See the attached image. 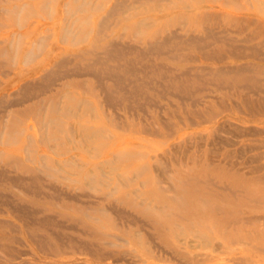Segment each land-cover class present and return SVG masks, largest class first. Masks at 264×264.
<instances>
[{
  "label": "rangeland",
  "instance_id": "1",
  "mask_svg": "<svg viewBox=\"0 0 264 264\" xmlns=\"http://www.w3.org/2000/svg\"><path fill=\"white\" fill-rule=\"evenodd\" d=\"M113 1L0 0V213H9L0 222V264H44L42 256L61 257L62 264H264V114L255 102H264V74L235 80L208 72L214 62H234L241 51L255 56L237 62L264 65V47L251 53L254 41L242 40L253 29L251 21L264 19V4L126 0L111 14ZM193 3L196 8L189 9ZM209 12L213 25L196 22L192 28L196 34L223 29L218 41L206 37L198 48L180 42L167 53L140 54L133 47L141 45V30ZM106 37L128 44L123 56H100L92 65L97 73L120 66L111 75L121 87L112 106L100 102L97 78L73 61L61 69L76 66L68 77L74 85L59 88L65 77L55 73L51 81H30L21 98L25 70L48 48L58 46L73 58ZM95 58L86 54L82 63ZM104 75L99 82L112 84ZM257 81V93L242 92L254 105L241 106L235 84ZM24 97L30 100L18 101ZM30 173L40 178L27 180ZM55 231L62 248L50 252L53 240L45 235Z\"/></svg>",
  "mask_w": 264,
  "mask_h": 264
},
{
  "label": "bare ground",
  "instance_id": "2",
  "mask_svg": "<svg viewBox=\"0 0 264 264\" xmlns=\"http://www.w3.org/2000/svg\"><path fill=\"white\" fill-rule=\"evenodd\" d=\"M82 1V0H81ZM200 2H199V5H201V6H210V1L211 0H199ZM238 2L239 4H244V0H223V1H221V3L222 2ZM256 1V0H255ZM88 2V1H87ZM133 2V1H132ZM135 2V1H134ZM198 2V1H197ZM113 3L114 4H111V7H109V12H111V14L114 12V11H116L117 10V8H119V7H122V6H125L126 4H127V2H126V0H114L113 1ZM254 3H257L258 5H261V4H264V0H261V1H256V2H254ZM65 4V3H64ZM133 5V4H132ZM196 4H189L188 5V7H189V9H193V8H196V6H195ZM215 5H217V4H215ZM225 5V4H224ZM223 5V6H224ZM254 5H256V4H254ZM97 6V5H96ZM245 6H246V4H245ZM13 7V6H12ZM128 9H129V5L128 6H126ZM219 7V6H218ZM78 8V7H77ZM227 8V7H226ZM263 9H264V6L262 7ZM213 9H215V8H213ZM217 9V8H216ZM4 10V9H3ZM220 10V9H219ZM222 10V9H221ZM5 11V10H4ZM3 11V12H4ZM65 11V10H64ZM126 11V10H125ZM217 11H218V9H217ZM264 11V10H263ZM108 12V11H107ZM214 12L216 13V11L214 10ZM214 12H209L208 14H206V15H204L203 17H201V18H192V17H186V16H183V17H181V15H179V16H175V20L173 21V22H171V23H168V24H165V25H162L161 27H159V28H151V29H146V30H141V33H142V35L140 36V38H138L137 40H138V43H141V45L139 44V45H135L134 44V46L133 47H135L136 49H137V51H139L140 52V54L141 53H144V51H158V53H167L169 50H170V46L172 47L173 45L172 44H178V43H180V42H186V43H190L193 47H199V46H201L200 45V43H199V41L200 40H203V39H205L206 37L207 38H210V39H213L214 41L215 40H220L221 39V37H225L224 35H221V33H220V31L222 30L223 31V29H220V31H214V28H206L207 29V31L206 32H203V33H195V28H192V25H194V23H196V22H198L199 24L201 23V22H203V24H205V23H208L209 25H213L214 24V22H215V20H213V14H214ZM18 14V13H17ZM110 14V13H109ZM108 14V15H109ZM115 14V13H114ZM259 14H260V12H259ZM258 14V15H259ZM101 16V15H100ZM106 16H107V14H106ZM105 16V17H106ZM256 16V15H255ZM104 17V16H103ZM109 17V16H108ZM186 18V19H185ZM85 19V18H84ZM102 19H104V18H102ZM253 19V18H252ZM101 19H99V21H100ZM105 20H107V19H105ZM250 20V19H249ZM82 21H84V20H82ZM81 21V22H82ZM103 21V20H102ZM102 21L101 22H99V23H102ZM143 21V20H142ZM142 21H140V22H142ZM104 22V21H103ZM220 22V21H219ZM252 22V24H253V29L252 30H249L244 36H243V38H242V40H248V41H254L253 42V44L249 47L248 46V49L250 50V52L251 53H255L256 51L257 52H259L260 53V51H262V50H260L261 48H263L264 47V19L263 20H254V21H251ZM192 23V24H191ZM88 24V23H87ZM139 24V23H138ZM248 24H250V23H248ZM191 26V27H188V26ZM248 26V25H247ZM136 27V26H135ZM163 27H165L164 29H163ZM242 27V26H241ZM98 30H100L99 32H98V34L101 32V27L98 25ZM101 28V29H100ZM107 28H108V26H107ZM240 27L238 26V28H236V30L234 29V31L235 32H241V30L239 29ZM123 29V28H122ZM206 29H204V30H206ZM242 29H243V27H242ZM179 30H181V32H179ZM64 32H70V31H64ZM89 32V31H88ZM97 32V31H96ZM123 32V31H122ZM71 33V32H70ZM76 33V32H75ZM135 33V32H134ZM75 34H71V36H72V38L71 39H73V36H74ZM107 35V34H106ZM62 36H63V34H62ZM62 36H61V38H62ZM119 36V35H118ZM42 37V36H41ZM41 37H40V39H41ZM44 37H46V36H44ZM100 37V36H99ZM63 38H65V37H63ZM85 38V37H84ZM70 39V40H71ZM11 40V39H10ZM64 40V39H63ZM38 41H40L39 39H38ZM72 41V40H71ZM10 42V41H9ZM37 42V41H36ZM96 42V41H95ZM75 43H77V42H75ZM125 43V44H124ZM122 42V40L121 41H117V40H113L111 37H106V38H104L103 40H101V42L100 43H97V44H94V45H92V46H88V47H84V48H79L78 49V52L75 54V55H73L72 57L73 58H69V57H67V56H64V55H62V54H60V53H62L61 52V50L58 48V46L56 47V46H53V47H51V48H48V50L47 51H45L44 52V55L42 56V57H40L39 58V60H37L36 61V63L33 65V67H31V69H28V70H25V71H27L26 72V75L28 76L27 78H26V81L25 82H23V83H20L19 85H21L22 84V86H21V89H22V91L23 90H26V92H27V90H29L28 89V87H30L31 86V83L28 85V83L30 82V81H32L33 79H35V78H41V79H43L44 78V80H45V78H51V76L53 75V74H57V73H60V74H62L61 76V78H64L65 77V79H64V81L62 82V83H59L58 85V87L59 88H63L66 84L68 85V86H72V84L74 85L75 83H76V81H69L68 80V77L69 76H71L72 74H76V72H75V67H74V71L72 70V68L71 69H61L63 66H66V64L67 63H69V62H71V61H73L74 63H76L77 62V64H80L81 66H82V68H84L86 71H87V74H89V75H92V76H95V78H97L96 80V82H97V84H96V86H97V90H99V92L101 93V98L99 99L100 100V102H105L106 104H108V105H111L113 102H115V98H114V92H121V87H120V84L118 83L119 82V80H117V79H115V78H113L112 76L115 74V72L114 71H116L115 69H117V68H119L120 66H118L119 64H117V66H115L114 68H107L106 70H104V72H102V70L100 71V72H95L94 70H93V63L95 64V63H97V62H99V61H101V60H98L97 58H99L100 56H101V58L102 57H110V58H117V57H121V56H123V54H125L126 53V49H125V46H126V42ZM41 45H42V42H41ZM208 45V44H207ZM36 46H38V42H37V45ZM127 46H128V44H127ZM236 46H238V45H236ZM240 46V45H239ZM8 47L10 48V45H8ZM123 47V48H122ZM245 47V46H244ZM98 48L99 49H101V50H98ZM129 48H131V46L129 45ZM247 48V47H246ZM38 49V48H37ZM36 49V50H37ZM134 49V48H133ZM29 52H30V50H29ZM28 52V53H29ZM242 52V55H235V60H234V62H229L228 63V61H222L221 62V60H220V62L221 63H218V61L217 62H214L213 63V66L211 65V67H209V70H208V72L210 73L211 72V74H210V78H215V77H218V78H222L223 76H225V75H230V77H232L233 79H235V80H237V78H246V77H248L249 75H251L252 73H254V72H260V73H263L264 74V65H257V64H255V63H251V64H245V63H239V62H237L236 61V58L238 59V58H240V57H242V58H247V57H249V55L250 54H246V53H243V52H245V51H241ZM216 54V52L215 51H211V52H208V54ZM25 54V53H24ZM27 54V53H26ZM26 54H25V56H26ZM32 54V53H31ZM86 54H91V55H93L94 57H96L95 59H93V61H91V62H84V63H82V58L86 55ZM99 54V55H98ZM261 54V53H260ZM263 54H264V51H263ZM37 55H39V53L37 54ZM202 55V54H201ZM28 56V55H27ZM31 56V55H30ZM35 56V55H34ZM250 56H255L254 54H252V55H250ZM13 57V56H12ZM28 58V57H27ZM26 58V59H27ZM263 58V57H262ZM30 59H31V57H30ZM12 60V59H11ZM28 60V59H27ZM258 60V59H257ZM23 61H25V60H23ZM29 61V60H28ZM244 62V61H243ZM11 64V63H10ZM263 64V63H262ZM24 65V64H23ZM142 66V65H141ZM78 68H79V66H78ZM131 68V67H130ZM129 68V69H130ZM128 69V68H127ZM30 70H32V71H30ZM79 70V69H78ZM22 73L24 72V71H21ZM20 72V75H22V73ZM114 72V73H113ZM182 72V71H181ZM180 72V73H181ZM186 72H187V70H186ZM2 73V72H1ZM185 73V72H184ZM188 73V72H187ZM105 74V75H104ZM182 74V73H181ZM25 75V74H24ZM98 75H101V76H105L107 79H110L111 80V82H112V84L110 83L109 85L108 84H101L100 82H99V77H98ZM110 75V76H109ZM112 75V76H111ZM188 75V74H187ZM58 76V75H57ZM77 76V75H76ZM121 76V75H120ZM174 76H176V75H174ZM59 77V76H58ZM104 77V78H105ZM118 77V76H117ZM177 77V76H176ZM60 78V77H59ZM121 78V77H120ZM40 79V80H41ZM51 79H53V78H51ZM51 79L50 80H48V81H51ZM127 79V78H126ZM153 79V78H152ZM128 80V79H127ZM18 81H19V79H18ZM36 81V80H35ZM47 81V82H48ZM54 81V80H53ZM260 81V83L262 84V85H264V76H263V79H261V80H259ZM72 82H74V83H72ZM84 82V81H83ZM149 82V81H148ZM37 83V82H36ZM35 83V84H36ZM40 83H41V81H40ZM49 83V82H48ZM239 82H237L235 85H236V88H235V96L236 97H238V98H242V92H243V90L244 89H247V91H251L252 93H257V91H259L260 89H261V86H260V84L258 83V81H257V83H249V82H247V84H238ZM33 84V83H32ZM45 84V83H44ZM44 84H40V85H44ZM84 84V83H83ZM88 84H90V82H88ZM36 85H39V84H36ZM91 85V88H92V84H90ZM162 85V84H161ZM45 86V85H44ZM124 86H125V84H124ZM32 87L34 88V86L32 85ZM41 87V86H40ZM32 88V89H33ZM42 88V87H41ZM91 88H89V90L91 89ZM123 88V87H122ZM21 89H19V90H21ZM31 89V88H30ZM37 89V88H36ZM46 88H44V90H45ZM218 89L220 90L221 88L218 86ZM127 90V89H126ZM164 90V89H163ZM214 90H217V89H214ZM13 92H14V90H13ZM26 92H24L23 91V94H21V98H22V95H24V94H27ZM192 92V91H191ZM12 93V92H11ZM20 93V92H19ZM34 93V92H33ZM40 93H41V91H40ZM168 93H170V92H168ZM4 94V93H3ZM16 95V94H15ZM31 95V94H30ZM33 95V94H32ZM175 95H176V93H175ZM62 96V95H61ZM97 96V95H96ZM182 96V95H181ZM30 97V96H29ZM29 97H24L25 99L24 100H22L21 99V101L20 100H18L19 102H22V101H25L27 98L30 100V98ZM32 97H34V96H32ZM31 97V98H32ZM0 98H2V97H0ZM12 98H13V96H12ZM120 98H122V100L121 101H123V100H125L126 99V94H125V91H123L122 92V96L120 97ZM178 98V97H177ZM179 98H181V97H179ZM60 99V98H59ZM58 99V100H59ZM2 100V99H1ZM0 100V101H1ZM15 99H13L12 100V104H13V101H14ZM9 101V100H8ZM7 101V102H8ZM17 101V100H16ZM83 101V102H82ZM81 101V103H86L85 102V100H82ZM91 101H93V102H96L94 99H91ZM229 101V100H228ZM238 103L242 106V102L244 103V104H246L247 106H252V105H254L253 104V100L252 99H247V98H242V99H238ZM15 102V101H14ZM41 102V101H40ZM90 102V101H89ZM88 102V103H89ZM207 102H212V100L211 99H208L207 100ZM223 102V101H222ZM255 102H257V105H258V108H259V111L258 112H260V114H264V102H262V101H260L258 98H256L255 99ZM59 103V102H58ZM15 104V103H14ZM79 104V103H78ZM129 104V103H128ZM236 104V103H235ZM7 105V104H6ZM80 105V104H79ZM173 105V104H172ZM8 106V105H7ZM58 106V105H57ZM112 106V105H111ZM41 107V106H40ZM78 107V106H77ZM76 107V108H77ZM160 107V106H159ZM57 108V107H56ZM221 108V107H220ZM90 109H92V108H90ZM57 110V109H56ZM78 110V109H77ZM254 111V110H253ZM67 112V109H65L64 111H63V113H66ZM68 112L71 114V115H73L74 114V112L73 111H69L68 110ZM207 113H211L209 110H208V112ZM117 114V113H116ZM116 114H115V116H116ZM92 115V114H91ZM118 115V114H117ZM262 116V115H261ZM264 116V115H263ZM106 117V116H105ZM57 118V117H56ZM242 118H244V117H242ZM2 119H3V117H2ZM58 119V118H57ZM189 120H191V119H189ZM160 121V120H159ZM247 121H249L248 119H247ZM51 122V121H50ZM193 122V121H192ZM220 124V123H219ZM42 125H44V124H42ZM30 126V125H29ZM71 126V125H70ZM69 127V126H68ZM165 127V126H164ZM209 128V127H208ZM147 130V129H146ZM259 130V129H258ZM20 131H22V129L20 130ZM60 131V130H59ZM69 132H70V130H69ZM72 132V131H71ZM97 132V131H96ZM199 132V131H198ZM197 132V133H198ZM262 132V131H261ZM92 133V132H91ZM95 133V132H94ZM89 137H91V134L89 135ZM28 138V137H27ZM68 140V139H67ZM39 141V140H38ZM40 142V141H39ZM127 144V143H126ZM136 145V144H135ZM50 146V145H49ZM48 146V147H49ZM140 147V146H139ZM137 148V147H136ZM24 150H25V148H24ZM149 150V149H148ZM196 151H197V149H196ZM195 151V152H196ZM25 152V151H24ZM117 152V151H116ZM27 154V153H26ZM171 154V153H170ZM196 154V153H195ZM195 156V155H194ZM114 157V156H113ZM171 158H172V156H171ZM25 159H27V158H25ZM173 159V158H172ZM181 159H183V158H181ZM68 161V160H67ZM159 162V161H158ZM42 163V162H41ZM69 163H70V161H69ZM176 163V162H175ZM73 164H75V163H73ZM209 164V163H208ZM43 167H45L44 165H43ZM143 167V166H142ZM141 167V168H142ZM28 169V168H27ZM55 170V169H54ZM166 170V169H165ZM3 171V170H2ZM56 171V170H55ZM167 172H168V170H167ZM137 173H138V171H137ZM139 173H141V171L139 172ZM138 173V174H139ZM31 174V176L28 174V176H27V180L28 179H34V178H38L39 176H37V175H39V174H37V175H35L34 173L32 174V173H30ZM103 175V174H102ZM3 176V175H2ZM6 176V175H5ZM4 176V177H5ZM19 176V175H18ZM17 176V177H18ZM8 177V176H7ZM16 177V178H17ZM21 177H23V176H21ZM25 177V176H24ZM43 177V176H42ZM116 177V176H115ZM14 178H15V176H14ZM40 178V177H39ZM157 178V177H156ZM158 178H159V175H158ZM10 179V178H9ZM11 179H13V177L11 178ZM10 179V180H11ZM21 179V178H20ZM24 179V178H23ZM42 179V178H41ZM92 179V178H91ZM122 179V178H121ZM14 180V179H13ZM12 180V181H13ZM123 180V179H122ZM209 180V179H208ZM180 181V180H179ZM14 182V181H13ZM13 182H11V183H13ZM161 182V181H160ZM125 183V182H124ZM166 183V182H165ZM109 184V183H108ZM167 184H169V183H167ZM14 185V184H13ZM12 185V186H13ZM44 186H45V184H44ZM51 186H54V185H52L51 184ZM225 186V185H224ZM17 187H18V185H17ZM165 187V186H164ZM169 187V186H168ZM226 187V186H225ZM22 188V187H21ZM53 189V188H52ZM56 189V188H55ZM114 189V188H113ZM112 189V190H113ZM168 189H170V187L168 188ZM24 190H26V188L24 189ZM54 190V189H53ZM57 190V189H56ZM37 194H38V192H36ZM61 193V192H60ZM85 193V192H84ZM1 194V193H0ZM5 194V196H6V193H4ZM68 194V193H67ZM66 194V195H67ZM108 194V193H107ZM134 194V193H133ZM34 195H36V194H34ZM1 196V195H0ZM3 196V195H2ZM37 196V195H36ZM84 196V195H83ZM134 196H135V194H134ZM11 197V196H10ZM53 198H55L54 197V195H53ZM57 198V197H56ZM67 198H69L68 197V195H67ZM180 198V197H179ZM77 199V198H76ZM78 200V199H77ZM7 201V200H6ZM81 202V201H80ZM91 202V201H90ZM2 204V203H1ZM0 204V205H1ZM18 204V203H17ZM141 204V203H140ZM112 205V204H111ZM10 206V205H9ZM154 206V205H153ZM164 206V205H163ZM16 207V206H15ZM25 207V206H24ZM113 207V206H112ZM155 207V206H154ZM23 208V207H22ZM110 208V207H109ZM159 208V207H158ZM1 209V208H0ZM13 209V208H12ZM18 208H16V210H17ZM43 209V208H42ZM41 208L39 209V211H41L42 210ZM146 209V208H145ZM160 209V208H159ZM158 209V210H159ZM27 210V209H26ZM34 211L36 210V209H33ZM99 210H101V209H99ZM121 210V209H120ZM18 211V210H17ZM22 211V210H21ZM33 211V212H34ZM37 212H38V210H36ZM115 211H118V210H116L115 209ZM11 212H13L14 213V210H11ZM127 212V211H126ZM126 212H125V214H126ZM23 213H25V212H23ZM100 213H101V211H100ZM116 213V212H115ZM122 213V212H121ZM3 213H0V222L2 221L3 222V220H4V222L5 221H8L7 220V215L9 214H3ZM119 214V213H118ZM15 215V214H14ZM84 215H86V214H84ZM117 215V214H116ZM128 215V214H127ZM131 215V214H130ZM19 216V215H18ZM50 216H52V215H50ZM86 216H88V215H86ZM15 217H16V215H15ZM53 217V216H52ZM55 217V216H54ZM133 217V216H132ZM260 217H262V216H260ZM260 217L259 216H255L254 217V219L255 220H259L260 219ZM42 218V217H41ZM44 218V217H43ZM49 218V217H48ZM244 218V217H243ZM262 220V219H261ZM59 221V220H58ZM58 221H55V224H56V227H60V221L58 222ZM140 221V220H139ZM138 221V222H139ZM11 222V221H10ZM143 222V221H142ZM24 223V221L22 222V224ZM30 223V222H29ZM26 224V223H25ZM25 224H24V226H25ZM133 224V223H132ZM142 224H144V223H142ZM147 225V224H146ZM175 225V224H174ZM148 226V225H147ZM62 227H63V224H62ZM11 231L13 230V229H10ZM85 231V230H84ZM180 232V231H179ZM196 232V231H195ZM136 233V232H135ZM147 233V232H146ZM2 234V235H1ZM138 234V233H137ZM110 235V234H109ZM149 234L147 233V236H148ZM176 235V234H175ZM195 235V234H194ZM193 235V236H194ZM29 235H27V237H28ZM36 236H37V234H36ZM39 236V235H38ZM50 236L52 237V240H53V243H49L50 241H48V246L46 247V249H48V250H50V252L51 251H60L61 250V248H62V237H61V234H60V232H57V231H55V232H52V233H47L46 235H45V237L46 238H50ZM40 237V236H39ZM42 237V236H41ZM115 237V236H114ZM118 237V236H117ZM195 237V236H194ZM3 238H5V236L3 235V233L0 231V241H1V239H3ZM13 238V237H12ZM14 238H16L15 236H14ZM29 239H30V236H29ZM71 239H73V238H71ZM150 239V238H149ZM201 239V238H200ZM31 240V239H30ZM37 240V239H36ZM152 240V239H151ZM150 240V241H151ZM190 240H192V239H190ZM34 241V240H33ZM41 241V240H40ZM189 241V240H188ZM21 242V241H20ZM126 242V241H125ZM87 243V242H86ZM106 243V242H105ZM107 243H109V242H107ZM113 243V242H112ZM206 243H208V241L206 242ZM215 244V243H214ZM94 245V244H93ZM108 245H111V244H108ZM207 245V244H206ZM41 246H43V244L41 245ZM148 246V245H147ZM6 247H8V246H6ZM160 247V246H159ZM14 248V247H13ZM36 248H38V246L36 247ZM162 248V247H161ZM18 250V249H17ZM39 250V249H38ZM21 251V250H20ZM23 251V250H22ZM25 251V250H24ZM23 251V252H24ZM47 251V250H46ZM119 251V250H118ZM157 251V250H156ZM163 251V250H162ZM165 251V250H164ZM17 252V251H16ZM19 252V251H18ZM49 252V251H48ZM90 253V252H89ZM111 253V252H110ZM114 253V252H113ZM167 253H168V251H167ZM23 254V253H22ZM104 254H106V252L104 253ZM13 255V254H12ZM110 255V254H109ZM15 256V255H14ZM110 256H112V255H110ZM118 256H120V254L118 255ZM15 259H16V257H14ZM20 258V257H19ZM18 258V259H19ZM109 258V257H108ZM116 258V257H115ZM119 258V257H118ZM5 259V258H4ZM38 259V258H37ZM36 259V260H37ZM111 259V258H110ZM121 259H122V257H121ZM7 260V259H6ZM27 260V259H26ZM26 260L24 261V262H26ZM39 260L41 261V262H43L44 264H62V258L61 257H57L56 259H55V261H52L51 260V258H49V257H44V256H42V257H40L39 258ZM101 260V259H100ZM10 261V260H9ZM34 261V260H33ZM38 261V260H37ZM53 263H52V262ZM17 262V261H16ZM23 263V262H22ZM18 264V263H17ZM134 264V263H133Z\"/></svg>",
  "mask_w": 264,
  "mask_h": 264
}]
</instances>
